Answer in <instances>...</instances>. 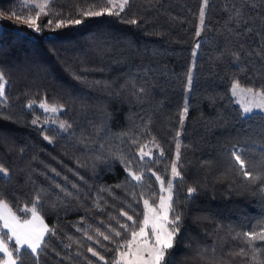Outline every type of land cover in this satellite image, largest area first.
<instances>
[{
  "label": "trees",
  "instance_id": "obj_1",
  "mask_svg": "<svg viewBox=\"0 0 264 264\" xmlns=\"http://www.w3.org/2000/svg\"><path fill=\"white\" fill-rule=\"evenodd\" d=\"M234 6L244 0H129L112 14L108 0H49L43 12L0 0V199L24 218L39 196L50 229L23 264H114L121 225L143 220L174 163L167 264H264V114H244L231 92L264 90V20ZM41 103L61 108L64 128L37 124Z\"/></svg>",
  "mask_w": 264,
  "mask_h": 264
},
{
  "label": "snow or ice",
  "instance_id": "obj_2",
  "mask_svg": "<svg viewBox=\"0 0 264 264\" xmlns=\"http://www.w3.org/2000/svg\"><path fill=\"white\" fill-rule=\"evenodd\" d=\"M108 3L111 4V0H108ZM205 6L208 3V0H204ZM129 4V0H122L119 5H112V7H118L120 11H123L125 6ZM41 12L47 7L46 4L38 5ZM261 8H264V0H261ZM244 9H247L249 13L252 11H257L260 15V18L264 20V11L257 9L255 0H244ZM244 9L234 6L233 11L236 17L243 19ZM104 11H107L108 14H112V8H107ZM15 14V13H13ZM85 15H102L103 12H85ZM119 14V13H116ZM204 9L200 11V24L204 26ZM39 16V13L37 14ZM19 19V17H17ZM79 23L80 21H75ZM31 25H35V20L30 19L28 21ZM51 23V21H49ZM136 23V21H132ZM244 23L247 24V20H244ZM60 26V25H57ZM247 31L251 32V28H247ZM197 36L200 35V32L197 31ZM199 47V45H197ZM264 52V48L261 49ZM3 79L2 74H0V80ZM189 85H191V76L188 80ZM3 85L0 84V95H3ZM231 92L233 96H239L243 101L242 112L244 114H249L253 111L254 108L261 109L264 111V90H256L252 87L244 88L236 82L232 84ZM31 107V105H29ZM41 108H44L45 111H57L56 108L49 109L45 104L40 105ZM184 114H187V106L184 108ZM183 116L181 117V121ZM35 124L36 121L34 120ZM63 123L60 124V128H64ZM48 139V137H45ZM177 149H179V143L177 144ZM264 150V149H262ZM149 152H145L143 148L140 151V159L143 160L144 157L149 156ZM162 155V153H161ZM232 155L235 157V160L239 163L241 169L245 168V161L241 158L242 153L239 150L232 152ZM179 159V151L177 152V160ZM0 173L7 175V171L0 167ZM172 174L173 177L180 176V173L177 171V166L174 163L172 165ZM131 178L137 182L143 179L142 175H137L135 172L130 171ZM155 175V173H153ZM245 176H251L248 171H244ZM156 179L160 181L161 184V193L165 191L164 181L161 180L159 176H156ZM173 184L169 181L167 186L168 195L165 197L163 194L159 196V204L156 207H153L149 203V200L145 199L143 201L146 211L143 214V220L138 224L136 221H133L132 216H128L127 213H122V215L127 216L128 221H133L132 225L128 224L121 225V228L128 233V238L121 241L118 245L116 251L118 256L116 257L114 264H167L165 260L166 251L173 247V241L176 233L178 232V222L180 216L176 215L173 219H169L168 213L172 210V192L171 189ZM189 194H191L194 189H189ZM39 196L32 202L31 207L27 205L23 208H19L18 211L25 213V217L22 218L18 216L16 212L12 210L9 204L0 199V231L6 229L7 232L3 233L0 236V253H3L5 259L0 262V264H23L24 254L27 253L33 257L39 256V252L44 246V238L47 233L50 232L48 226L44 223L40 212L38 211L39 205ZM30 213V218L27 214ZM121 232H115V236L119 237ZM253 239L257 237L255 234L249 233ZM105 240H108V236H104ZM259 239L264 240V235H261ZM14 241L12 249H10L9 244L5 241ZM92 251V249H89ZM93 255H97L96 252H93ZM103 259V257H101Z\"/></svg>",
  "mask_w": 264,
  "mask_h": 264
},
{
  "label": "rangeland",
  "instance_id": "obj_3",
  "mask_svg": "<svg viewBox=\"0 0 264 264\" xmlns=\"http://www.w3.org/2000/svg\"><path fill=\"white\" fill-rule=\"evenodd\" d=\"M23 2L26 5H34V6H36L38 8L39 12H41V9H40V7H38V5H44V4L47 5V3L49 2V0H23ZM121 2H122V0H111L110 6H111L112 10L119 9L118 7H112V5H119ZM1 30H2V26L0 24V32H1ZM195 54H197V48L195 50ZM0 84L3 85V89H2L3 95H0V98H3V96H4V90H5V85H6L4 79L0 80ZM189 88H190V85L188 84V89ZM234 98L237 101V103L243 108V101L241 100V98L239 96H234ZM41 104H45L49 109L56 108L57 111H55V112L45 111L44 108H41L40 107ZM41 104H39L38 107L40 109H42V111L44 112V115L46 116V118H44L42 120H38L37 121V124H47V125H53V126L60 127V123H59L58 120H56V117L60 113L61 108L60 107H57V106H51V105H48L46 103H41ZM254 112H262L264 114V111H262L261 109L254 108L251 113H254ZM251 113H249V114H251ZM155 147H156L155 145L146 146L145 147L144 151L150 153V155L149 156H146V157H152L153 156L154 151H155ZM174 179H175V177H172V180H171L172 184L174 182ZM167 186L168 185H164L165 191L162 193L165 197H167V195H168ZM171 192H172V195H173V187L171 189ZM149 203L152 204L153 207H156L159 204V198H158V201H156V202L149 201ZM145 211H146V209H145ZM168 215H169V219H170V212L168 213ZM0 259H1L0 262H2L3 259H5L3 253H0Z\"/></svg>",
  "mask_w": 264,
  "mask_h": 264
}]
</instances>
